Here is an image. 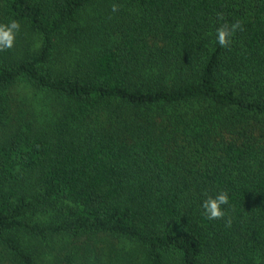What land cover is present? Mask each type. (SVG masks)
<instances>
[{"label":"trees","instance_id":"1","mask_svg":"<svg viewBox=\"0 0 264 264\" xmlns=\"http://www.w3.org/2000/svg\"><path fill=\"white\" fill-rule=\"evenodd\" d=\"M12 20L4 264H41L22 236L59 244L58 264H110L101 236L132 245L112 264H264V0H0V24ZM237 21L219 46L217 28ZM27 89L50 115L15 109ZM219 192L225 215L208 220Z\"/></svg>","mask_w":264,"mask_h":264},{"label":"rangeland","instance_id":"2","mask_svg":"<svg viewBox=\"0 0 264 264\" xmlns=\"http://www.w3.org/2000/svg\"><path fill=\"white\" fill-rule=\"evenodd\" d=\"M17 97L24 96L26 98L25 103H22L20 107H16V110H19L21 108L22 111H25L28 115L29 113L31 115H34L33 118L37 121H40L41 118H43L45 115H50V107H49V101L47 97L40 94L35 96L32 91L29 89L22 90L16 93ZM16 97V98H17ZM4 131L0 129V134H3ZM86 239L78 240L77 244L82 245L85 242ZM21 242L24 244L25 247L31 248L33 250V253H36V259L39 263L43 264H58V258L57 254L60 251V245L59 244H53L51 249H45L43 250L40 246L35 249L34 243L29 240V238L23 237L21 238ZM91 242L96 244L94 248L97 249V251L101 252V255L104 258H111L110 264L115 263L118 252L121 250H128L132 247L131 243L127 241H118L116 239L112 238H106L104 236H101L99 238H92ZM68 243H71L69 241ZM73 243V242H72ZM86 245V244H84ZM83 245V246H84ZM54 248V249H53ZM130 250V249H129ZM39 255V257L37 256ZM5 258L4 254H0V264L7 263L6 260L2 261Z\"/></svg>","mask_w":264,"mask_h":264},{"label":"clouds","instance_id":"3","mask_svg":"<svg viewBox=\"0 0 264 264\" xmlns=\"http://www.w3.org/2000/svg\"><path fill=\"white\" fill-rule=\"evenodd\" d=\"M116 5L112 6V11H117ZM217 19L223 20V14L218 13ZM20 23L17 20H12L8 24H0V51H6L14 46L15 38L20 30ZM237 30H243L242 24L237 21L229 26L224 23L216 30V41L221 47H229L231 37L234 36ZM229 202L228 194L226 192H219L214 197L209 196L203 201L202 208L208 220L222 219L225 212L222 210V205H227ZM228 226H231V220L228 221Z\"/></svg>","mask_w":264,"mask_h":264}]
</instances>
